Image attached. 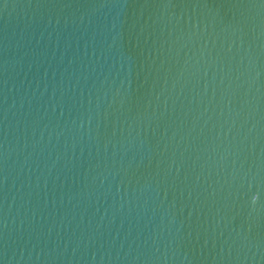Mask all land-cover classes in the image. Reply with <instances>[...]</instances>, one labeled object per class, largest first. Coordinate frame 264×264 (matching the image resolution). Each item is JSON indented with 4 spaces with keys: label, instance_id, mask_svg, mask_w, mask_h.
Instances as JSON below:
<instances>
[{
    "label": "water",
    "instance_id": "95a60500",
    "mask_svg": "<svg viewBox=\"0 0 264 264\" xmlns=\"http://www.w3.org/2000/svg\"><path fill=\"white\" fill-rule=\"evenodd\" d=\"M0 264H264V0H0Z\"/></svg>",
    "mask_w": 264,
    "mask_h": 264
}]
</instances>
